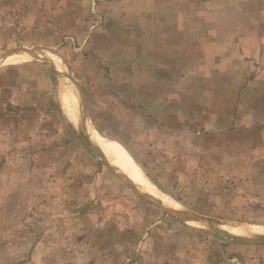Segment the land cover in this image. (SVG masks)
Returning <instances> with one entry per match:
<instances>
[{"label":"rangeland","instance_id":"obj_1","mask_svg":"<svg viewBox=\"0 0 264 264\" xmlns=\"http://www.w3.org/2000/svg\"><path fill=\"white\" fill-rule=\"evenodd\" d=\"M190 1V11L199 15L256 8L252 0ZM33 29V0H0V54L41 47L63 55L83 88L103 152L140 182L131 178L133 183L233 231H264L261 151L227 147L229 136L213 131V119L173 117L172 103L163 117H149L142 107L150 104L156 113L158 102L142 101L141 85L126 86L125 71L110 79L101 55L77 50L84 39L38 24ZM46 56L56 69L30 56L0 65V264H264V242L168 215L111 172L80 132L75 86L59 58ZM23 65L9 75L13 83L22 74L46 77L48 84L39 98L33 83V105L14 107L4 99L3 70ZM25 83L21 91L27 92Z\"/></svg>","mask_w":264,"mask_h":264},{"label":"crops","instance_id":"obj_2","mask_svg":"<svg viewBox=\"0 0 264 264\" xmlns=\"http://www.w3.org/2000/svg\"><path fill=\"white\" fill-rule=\"evenodd\" d=\"M252 1L256 8L248 12L240 6L237 15L218 17L191 12L190 0H33V30L38 24L84 39L77 50L101 55L110 79L125 71L126 86L141 85L142 101L158 102L156 113L143 105L149 117H163L172 103L173 117L213 119V131L229 136L227 147L261 151L263 160L264 1ZM23 67L3 70L4 99L14 107L33 105V83L39 98L48 84L46 77L22 74L13 83L9 75ZM259 179L264 192V173Z\"/></svg>","mask_w":264,"mask_h":264},{"label":"water","instance_id":"obj_3","mask_svg":"<svg viewBox=\"0 0 264 264\" xmlns=\"http://www.w3.org/2000/svg\"><path fill=\"white\" fill-rule=\"evenodd\" d=\"M47 54L54 55L60 59L62 69L65 71L64 72L65 76L71 80V82L73 83V85L75 86V88L77 90V97L79 98L81 121L83 123V126L80 128V132L82 133L84 139L86 140L88 145L92 148V150L95 152V154L100 158L102 163L111 172H113L120 180H122L126 185H128L140 197H142L145 200L155 204L157 207H159L162 211H164L168 215H172V216H174L178 219H181V220L199 223L201 225L206 226L211 231H214L218 234L225 235L227 237H231V238L238 239L241 241L253 242V243L264 242V234L241 236V235L233 234L229 231H226L224 229L219 228L223 224H220V225L216 224L215 222H213L207 218H203L194 212H191L188 210H180V209L175 210V211H169L166 208H164V206L161 204V202L158 201L156 198H154L153 196H151L147 193L139 191L132 184V182L129 179L124 177L122 175V173L117 168L113 167L111 165V163L109 162V160L107 159V157L105 156L102 149L98 145L91 142V140L87 136V132L89 131V116H88L87 108H86L85 94H84V91H83L81 84L72 75V73L69 69V66L66 64L65 60L63 59V57L61 56V54L59 52L52 50V49L41 48V47H37V48H33V49H24V48L22 49V48H20V49L9 50V51H5V52L0 54V65L12 56L27 55L33 59L43 60V61L49 63L54 69H56L54 62L51 60V58L46 56Z\"/></svg>","mask_w":264,"mask_h":264},{"label":"bare ground","instance_id":"obj_4","mask_svg":"<svg viewBox=\"0 0 264 264\" xmlns=\"http://www.w3.org/2000/svg\"><path fill=\"white\" fill-rule=\"evenodd\" d=\"M8 61L9 60H12V61H19V60H30V57L29 56H27V55H17V56H12V57H10V58H8L7 59ZM60 60V59H59ZM60 65H61V61H60ZM89 131H91L92 132V134L94 135L93 136V139H90V137H88L90 140H91V142H93L94 144H96V145H98L100 148H101V145L99 144V139H100V137L98 136V133L93 129V127L89 124ZM102 149V148H101ZM103 151V150H102ZM104 152H105V155L107 156V159L109 160V162L111 163V165L113 166V167H115V168H117L121 173H122V175L124 176V177H126L127 179H129L131 182H132V184L139 190V191H141V192H144V193H147V192H145L143 189H141V188H139L138 187V185L136 184V183H133V181L131 180V178L133 179V180H135L136 182H138V183H140L135 177H133V176H131L130 174H129V172L126 170V169H124V167H123V169L125 170V172H127L130 176H131V178H129L120 168H118V167H116L114 164H116V165H119L120 163H118V161L113 157V155H111L107 150H105L104 149ZM112 162H111V161ZM120 167H121V164L119 165ZM122 168V167H121ZM144 186V185H143ZM147 194H149V193H147ZM150 195V194H149ZM152 196V195H151ZM154 197V196H153ZM155 198V197H154ZM157 199V198H156ZM160 199V198H159ZM158 200V199H157ZM161 200V201H160ZM160 200H158V201H160L161 202V204L164 206V208H166L167 210H169V211H175V210H179L180 208H175V206H173V205H171V204H169V203H167L166 201H164L163 199H160ZM219 228H221V229H224V230H226V231H229V232H231V233H233V234H237V235H241V236H250V235H258V234H264V231H260V229H258L257 231H254V230H252V229H249L250 231L249 232H244V233H240V232H237V231H233L232 229H229V228H227V226L225 225V224H223L222 226H220Z\"/></svg>","mask_w":264,"mask_h":264}]
</instances>
